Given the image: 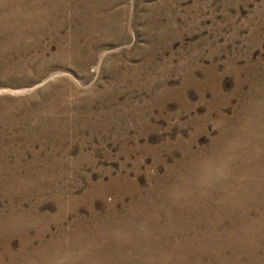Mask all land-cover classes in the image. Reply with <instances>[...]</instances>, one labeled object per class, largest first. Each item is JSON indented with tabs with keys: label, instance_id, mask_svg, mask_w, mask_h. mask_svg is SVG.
Returning <instances> with one entry per match:
<instances>
[{
	"label": "rangeland",
	"instance_id": "1",
	"mask_svg": "<svg viewBox=\"0 0 264 264\" xmlns=\"http://www.w3.org/2000/svg\"><path fill=\"white\" fill-rule=\"evenodd\" d=\"M5 2L0 0V17L7 14ZM19 3L14 12L22 17L10 21L11 32L0 27L1 209L8 204L1 197L4 183L15 176L25 179L22 188L36 182L33 174L41 177L22 207L50 213L61 196L80 198L99 180L107 185L115 177L102 200L76 202V215L73 203L66 205L64 225L73 226L90 217L89 206L100 217L104 202L124 212L136 190L159 200L158 188L179 186L187 170L175 164L188 160V151L205 157L216 147L230 159H247L246 151L258 150L244 144L253 134L227 130L245 116L251 76L264 71V0H53L38 15ZM237 79L244 82L238 92ZM222 176V168L213 167L205 182L218 185ZM187 200H179L183 211L200 205ZM246 211L233 218L253 216ZM197 218L208 223L213 217ZM221 222L218 233L230 226ZM51 231L61 232L54 224ZM251 240L256 254L264 255V235ZM11 244L16 250L18 239Z\"/></svg>",
	"mask_w": 264,
	"mask_h": 264
},
{
	"label": "bare ground",
	"instance_id": "2",
	"mask_svg": "<svg viewBox=\"0 0 264 264\" xmlns=\"http://www.w3.org/2000/svg\"><path fill=\"white\" fill-rule=\"evenodd\" d=\"M6 1L2 4L5 7H1L7 14L0 17V27L10 31L9 28L12 27L10 21L14 23V20L20 19L18 10L17 13L14 12L20 3L19 0ZM22 1L26 7L25 11L33 10L38 15L45 10L44 4L51 3L53 0H30V6L27 4L29 0ZM65 1L60 0V3L63 4ZM24 28L27 27L24 26ZM6 45L4 50L10 48L9 42ZM109 52L110 50L106 49L100 53L99 62L95 68L99 67L102 59ZM76 82L79 83L78 80ZM243 83L242 80H238V87L235 90L241 89ZM248 91H250V99L247 103L245 102L247 108L245 107V111L242 112L245 116L238 117L235 127L227 131L232 134H245V137L246 134H258L253 140L250 139L253 135L244 139L247 147H255L258 150L246 151L249 153L247 159L238 154V157L230 159V154L226 150H217L216 147L210 155L205 157H198L195 154L198 152L188 151L186 154L188 160H179L175 164V167H183L187 170L182 177L180 176L179 186L174 185V182L168 189L158 188L155 192L159 191L162 194L158 195L160 199L157 201H154L152 196H147L148 192L143 194L141 190H136L134 194H137V198L131 201L132 204L130 203L124 212L117 210L115 202H104L103 209L106 214L102 217L96 216L94 208L89 206L91 215L87 220L77 219L73 226H65L63 220L66 215V205L73 203L69 209L75 214L76 202L90 201L96 196L100 199L105 198L117 179L110 176L107 185L99 180L80 198H74L71 195L68 198L61 196L55 201L54 213L42 212L35 205L27 209L22 207L30 191L32 193L33 188L43 182L40 176L33 174L36 175L34 178L36 182L30 179L29 183L32 185H25L23 188L21 185L25 183L24 178L15 176L8 179L4 183L3 195L1 194L2 198L5 196L8 204L4 206L5 208H0V264H191L193 261V264H201L198 261L201 258L206 260L207 264H264V255H258L255 252L258 247L255 240L249 241L250 236L264 235V206L261 210L258 203L262 201L264 205L262 179L264 176V71L256 72L253 77L251 76ZM220 143H218L219 146L224 145ZM237 158L239 164H237ZM252 164L254 167L250 166ZM216 166L222 168V180L218 185H208L205 182L206 174ZM174 169L168 170L169 174ZM194 173H196L195 176L192 175ZM170 176L172 177L171 174ZM199 179L202 180V184H199ZM236 187H240V193L236 192ZM185 188H187L186 192H184ZM215 190H219L221 194L216 195ZM19 192L25 194L21 193L22 200L19 198L18 203L14 204V197H19ZM183 198L200 205L190 209L186 207L183 211V205H179V200L182 201ZM118 200L123 206L124 200L121 198ZM245 210L251 212L253 216L246 215L239 221L233 218L240 216L235 215V211L244 212ZM198 215L213 218L205 223L197 218ZM191 217H193L192 221ZM185 218H190L191 222L187 224ZM223 219L228 220L230 226L218 233L217 230ZM52 224L58 226L61 232L51 231ZM200 228H203V233L193 235ZM12 238L18 239L16 250L12 248ZM227 251L230 253L228 257ZM241 254H245L243 257L246 262L239 259ZM4 257L8 261H4Z\"/></svg>",
	"mask_w": 264,
	"mask_h": 264
}]
</instances>
